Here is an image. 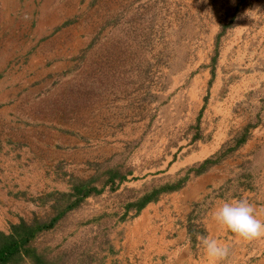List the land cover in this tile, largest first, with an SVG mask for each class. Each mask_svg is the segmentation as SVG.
<instances>
[{
	"label": "rangeland",
	"instance_id": "obj_1",
	"mask_svg": "<svg viewBox=\"0 0 264 264\" xmlns=\"http://www.w3.org/2000/svg\"><path fill=\"white\" fill-rule=\"evenodd\" d=\"M211 170L193 250L219 201L264 220V0H0L1 232L75 201L31 242L47 261L136 264L121 224Z\"/></svg>",
	"mask_w": 264,
	"mask_h": 264
},
{
	"label": "crops",
	"instance_id": "obj_2",
	"mask_svg": "<svg viewBox=\"0 0 264 264\" xmlns=\"http://www.w3.org/2000/svg\"><path fill=\"white\" fill-rule=\"evenodd\" d=\"M216 172L208 171L187 183L183 189L146 204L132 219L122 223L120 239L115 242L119 249L117 257L131 258L136 254V264H212L202 244L200 247L196 244L194 250L191 248L185 225L191 202L210 185L216 182L220 185L227 179L225 173ZM223 203L219 201L213 205L203 220L205 236L230 248V255L222 264H264V259L256 261L245 255L246 246L252 248L247 249V253L255 252L249 240L236 237L214 221L213 212ZM119 263L126 264L124 261Z\"/></svg>",
	"mask_w": 264,
	"mask_h": 264
},
{
	"label": "clouds",
	"instance_id": "obj_3",
	"mask_svg": "<svg viewBox=\"0 0 264 264\" xmlns=\"http://www.w3.org/2000/svg\"><path fill=\"white\" fill-rule=\"evenodd\" d=\"M214 221L244 240L264 237V220L256 215L254 206L247 199L226 201L213 212ZM206 256L212 264H222L230 255V248L216 239L199 236Z\"/></svg>",
	"mask_w": 264,
	"mask_h": 264
},
{
	"label": "trees",
	"instance_id": "obj_4",
	"mask_svg": "<svg viewBox=\"0 0 264 264\" xmlns=\"http://www.w3.org/2000/svg\"><path fill=\"white\" fill-rule=\"evenodd\" d=\"M83 188V184L75 186V196H79L77 197L78 200L87 195L88 190L83 192ZM153 192H156V190ZM151 195L145 194L142 198L136 200L135 206L138 210L150 200ZM74 203L75 201L67 204L63 210L48 219V221H33L29 224L22 221L11 226L8 234L0 231V264H10L15 260H25L30 264H56L47 261L46 256L31 242L41 232L52 228L64 211L71 209Z\"/></svg>",
	"mask_w": 264,
	"mask_h": 264
}]
</instances>
